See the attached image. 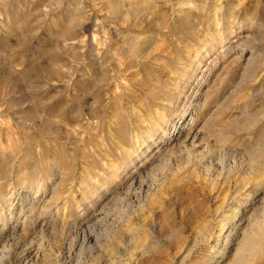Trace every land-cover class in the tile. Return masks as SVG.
I'll return each mask as SVG.
<instances>
[{"label":"rangeland","instance_id":"374dc122","mask_svg":"<svg viewBox=\"0 0 264 264\" xmlns=\"http://www.w3.org/2000/svg\"><path fill=\"white\" fill-rule=\"evenodd\" d=\"M0 264H264V0H0Z\"/></svg>","mask_w":264,"mask_h":264},{"label":"bare ground","instance_id":"6f19581e","mask_svg":"<svg viewBox=\"0 0 264 264\" xmlns=\"http://www.w3.org/2000/svg\"><path fill=\"white\" fill-rule=\"evenodd\" d=\"M220 225H221V223H220ZM224 225H221L220 227H219V230H218V235L219 236H221V235H223L224 234ZM236 232L235 231H233V230H231L228 234H225V238H224V241H223V245H227L228 244V241H230L229 240V238L233 235V234H235ZM242 244V243H241ZM229 245V244H228Z\"/></svg>","mask_w":264,"mask_h":264}]
</instances>
